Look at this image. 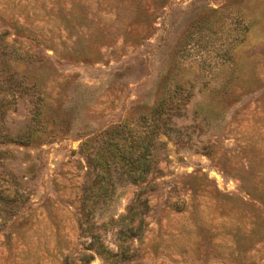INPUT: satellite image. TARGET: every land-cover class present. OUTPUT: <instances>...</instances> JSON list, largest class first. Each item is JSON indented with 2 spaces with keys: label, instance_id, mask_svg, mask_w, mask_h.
I'll return each mask as SVG.
<instances>
[{
  "label": "rangeland",
  "instance_id": "rangeland-1",
  "mask_svg": "<svg viewBox=\"0 0 264 264\" xmlns=\"http://www.w3.org/2000/svg\"><path fill=\"white\" fill-rule=\"evenodd\" d=\"M2 98L0 264H264V0H0Z\"/></svg>",
  "mask_w": 264,
  "mask_h": 264
},
{
  "label": "trees",
  "instance_id": "trees-1",
  "mask_svg": "<svg viewBox=\"0 0 264 264\" xmlns=\"http://www.w3.org/2000/svg\"><path fill=\"white\" fill-rule=\"evenodd\" d=\"M19 82L22 83L23 81H19ZM20 85H21V89L24 90L23 85L22 84ZM2 104H3V98L0 101V119L6 113V110L2 108ZM162 107H163V103L160 104V107L158 108L156 107L154 111H152L151 116H153L154 120H157L156 122L158 123L156 124V130H151L153 131V133L150 132L151 134H149V132H146L145 134L141 135L139 139H137L136 141L132 142V144H130L129 150H125L124 146L120 147L118 144H116V146H109L110 148L108 153L111 155L113 161H115V158H117L118 155L120 157L119 159L122 161L121 167L123 170L121 174L126 173L131 178L133 177L134 180L145 182L148 174L151 172L152 168H154V156L150 150L151 146H153L152 141L154 145L157 143L160 144V142H157L155 139L158 133L161 132L159 131L160 123L163 122L164 125H168V121L172 119L170 116H167V118L166 117L163 118V109H161ZM38 115L39 114H37V116ZM167 127H171V126H167ZM0 137H2L1 139L3 142H22V143L28 142V140L23 139L21 136H14L9 132L5 133L3 136ZM115 143L110 142L108 143V145H113ZM117 148H119L120 154H118V152L116 153ZM97 164L101 166L107 165V167L110 168L109 163L101 159ZM129 166L131 168H129ZM104 178H105V174L103 175L100 174V180H103ZM107 193H108V188H106L105 183L100 182L98 188L94 190L91 195L86 196V198L83 200V203L85 205L86 200L89 198L92 199L93 197L95 201V199L97 198L106 196ZM139 201H141L143 205L145 204L144 200L140 199Z\"/></svg>",
  "mask_w": 264,
  "mask_h": 264
}]
</instances>
